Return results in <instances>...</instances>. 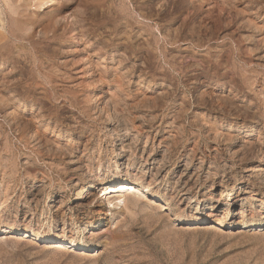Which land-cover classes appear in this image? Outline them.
<instances>
[{"label": "rangeland", "instance_id": "374dc122", "mask_svg": "<svg viewBox=\"0 0 264 264\" xmlns=\"http://www.w3.org/2000/svg\"><path fill=\"white\" fill-rule=\"evenodd\" d=\"M45 1L0 0V33L18 5L48 22ZM52 21L41 71L26 40L0 54V264H264V0H76ZM118 179L135 189L101 198Z\"/></svg>", "mask_w": 264, "mask_h": 264}, {"label": "bare ground", "instance_id": "6f19581e", "mask_svg": "<svg viewBox=\"0 0 264 264\" xmlns=\"http://www.w3.org/2000/svg\"><path fill=\"white\" fill-rule=\"evenodd\" d=\"M6 1V0H5ZM90 1V0H89ZM10 2V1H9ZM31 2V1H30ZM76 0H70V2H67L66 0L63 1V0H59V1H55V0H47L43 3L42 5H47L46 6V9L50 8L49 10L52 12L51 15L52 17L50 16V18L48 19V22L44 23V21H42L41 19H45L46 17H48V15L44 16L43 18V15H40V14H36V18H33V17H30L28 14H25L23 13V11L19 10V9H22V5H18L16 6L15 8L12 7V10L11 12V15H14L15 17H12L10 16V20L11 21V26L9 27V30H8V35L5 36V35H0V54L3 55V54H12V50L10 48V44L15 42V40H17L16 42L18 41H24L26 40L27 42H30V45H31V51H33L34 54H36V60L34 59V63H36L34 66L35 68H37V70L41 71V61L38 60V57L40 56V54L42 55H47L48 58L50 59H54L55 56L57 55V52L58 50L56 49V47H54L53 45H55V43L52 45V44H49L51 43L50 41H48L47 39L46 40H39L38 42H34L33 41V37L35 35H33V31L36 29V27H40L42 26L46 31L50 32L51 33V38L52 40H54L55 38V34H56V31H57V28H56V23H60L59 21H57L55 23V21H52L53 18L55 19V17H57L59 14L61 15V13H64V11H67L68 9H71L73 7V5L75 4ZM50 3V4H49ZM49 4V5H48ZM38 9V8H37ZM3 11V10H2ZM97 15V14H96ZM1 18V17H0ZM44 23V24H43ZM4 25V24H3ZM60 27V26H58ZM62 28V27H61ZM4 29V28H3ZM29 29H32L31 31L32 32H27V30ZM43 30V29H42ZM2 31V30H1ZM4 32V31H3ZM43 33H45L43 31ZM6 34V33H4ZM47 35V34H46ZM40 37V36H39ZM47 38V37H46ZM50 38V36H49ZM48 38V39H49ZM40 39V38H38ZM60 39V38H59ZM55 41V40H54ZM26 44V43H25ZM53 46V47H52ZM56 46V45H55ZM23 47V46H22ZM29 47V46H28ZM18 49H20L21 47L20 46H17ZM23 49V48H22ZM14 50V49H13ZM9 55L7 57H9ZM33 55V54H32ZM3 57V56H2ZM72 57V56H71ZM99 57V56H98ZM10 58V57H9ZM35 58V57H34ZM12 59V58H11ZM44 59V58H43ZM88 60V59H87ZM13 61V60H12ZM18 64V63H17ZM22 63H20L21 65ZM218 67V66H217ZM20 68V67H19ZM23 68V66H22ZM21 68V69H22ZM26 68V67H25ZM55 68V67H54ZM255 69V68H254ZM23 70V69H22ZM61 71V70H60ZM20 72V71H19ZM81 72V71H80ZM99 73V72H98ZM38 74V73H37ZM237 74V73H236ZM103 75V74H102ZM39 76V74H38ZM41 77L43 75H40ZM106 76V75H105ZM1 78V77H0ZM43 78V77H42ZM52 78V77H51ZM21 79V78H20ZM102 79V78H101ZM254 79V78H253ZM47 82V81H46ZM17 83V82H16ZM36 83V82H35ZM51 84L52 83V80L49 79L48 81V84ZM70 83V82H69ZM31 84V83H30ZM38 84V83H37ZM36 85V84H35ZM33 84V86H35ZM58 87V86H57ZM95 89V88H94ZM56 90V89H55ZM54 90V91H55ZM67 90V89H66ZM23 93L25 94H29L31 93V91L29 89H24L22 90ZM35 95L36 92L35 90L33 91ZM32 92V93H33ZM68 94V93H67ZM28 98V97H27ZM49 102V101H48ZM31 106V105H30ZM83 112V111H82ZM100 112V111H99ZM34 120H36V117L33 118ZM113 119V118H112ZM38 121V120H36ZM39 122V121H38ZM59 122V121H57ZM60 123V122H59ZM229 123V122H228ZM216 125V124H215ZM58 126V125H57ZM64 126V125H63ZM228 126V125H227ZM230 126H236V125H233V124H230ZM252 127V126H251ZM115 130V129H114ZM196 130V129H195ZM250 128L248 127H244V128H241V131H249ZM252 130V129H251ZM12 132V131H11ZM116 132V131H114ZM8 133V132H7ZM48 133V132H47ZM117 133V132H116ZM9 135V134H8ZM54 135V134H53ZM23 136V135H22ZM246 136V135H245ZM17 137V136H16ZM33 138V137H32ZM132 138V137H131ZM12 141V140H11ZM115 143V142H114ZM135 143V142H134ZM112 144V143H111ZM109 146V145H108ZM80 150V149H79ZM226 150V149H225ZM11 151V150H10ZM262 158V157H261ZM174 168V167H173ZM174 172V171H173ZM14 175V174H13ZM144 175V174H143ZM142 176V175H141ZM146 179V178H145ZM119 180V179H118ZM173 181V180H172ZM30 182V181H29ZM133 182V181H132ZM95 184V183H94ZM92 183H89L86 187V189L84 190L85 192L87 191H92L94 187H96L95 185ZM115 187L116 191L114 192H123V191H129V190H133L135 189V187H133L132 184L128 183L127 181H120L118 183H115L110 181L109 183H106V184H102V188H101V195L102 197L101 198H105L106 195H108L109 193H111V189ZM162 190V189H161ZM88 193V192H87ZM85 193L81 191L78 192L75 196V200H80L82 199L83 195ZM87 196V195H86ZM49 200V199H48ZM171 201V200H170ZM74 202V201H73ZM107 203V202H106ZM157 203V202H156ZM110 204V202H109ZM108 204V205H109ZM123 204V199H121V197L117 198V202L115 203V205H117L118 207H120L121 205ZM159 204V203H158ZM111 206V204H110ZM176 215V214H175ZM23 233V235H25L26 237H31L33 239H36V240H46V241H50L52 240L51 239V236H42V235H36L35 233L33 234L32 232L29 233L28 231H21ZM37 232V231H36ZM1 233H6L7 235H12L15 233L14 230L12 229H7V228H0V234ZM22 235V236H23ZM25 237V238H26ZM60 243V242H59ZM65 243V241H64ZM61 245V244H60ZM71 246L72 247H75V245L73 243H71Z\"/></svg>", "mask_w": 264, "mask_h": 264}]
</instances>
